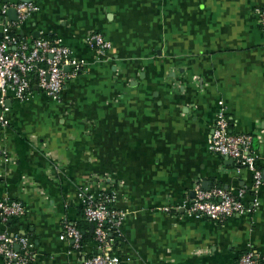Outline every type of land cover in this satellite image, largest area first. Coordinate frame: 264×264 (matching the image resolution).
Returning <instances> with one entry per match:
<instances>
[{"label":"crops","instance_id":"1","mask_svg":"<svg viewBox=\"0 0 264 264\" xmlns=\"http://www.w3.org/2000/svg\"><path fill=\"white\" fill-rule=\"evenodd\" d=\"M15 2L0 0V41L3 29L49 36L81 63L58 99L35 80L23 98L9 93L0 125V201L26 208L0 230L29 238V264H85L95 240L74 249L62 221H82L83 196L108 194L125 213L110 245L119 264H235L249 249L264 264V184L208 149L222 100L264 170V0H34L22 21L3 11ZM93 31L108 50L85 43ZM214 186L243 190L250 211L188 214L194 189Z\"/></svg>","mask_w":264,"mask_h":264},{"label":"built area","instance_id":"2","mask_svg":"<svg viewBox=\"0 0 264 264\" xmlns=\"http://www.w3.org/2000/svg\"><path fill=\"white\" fill-rule=\"evenodd\" d=\"M13 7L19 21L37 9L34 0L17 2L4 6ZM258 23L264 34V9L258 14ZM85 43L100 52L111 47V42L100 33L89 32L84 37ZM81 63L74 59L71 50L59 39L37 37L32 40L20 39L3 29L0 41V125L6 126L8 120L4 112L8 110L9 93L23 98L30 90L33 80L49 97L58 99L65 80L77 75ZM218 108L208 137V149L220 156L231 158L238 167L246 166L252 171L253 188L264 184V170L256 166V153L253 149V135L233 132L222 100ZM243 190L233 193L223 187L208 189L196 187L191 199L183 207L186 212L196 217H207L218 223L232 215L246 214L250 209L243 204ZM115 197L103 195L82 198L83 216L93 226L94 240L99 248L97 253L87 255L85 264H119L120 258L110 252L112 234H117L122 226L125 213L114 207ZM26 212L25 206L15 200L0 201V220L7 222ZM61 240L70 241L74 249H80L82 232L77 222L63 220ZM0 257L5 264H29L33 258L32 244L26 235L9 234L0 230ZM237 264H260V258L252 250H247L237 260Z\"/></svg>","mask_w":264,"mask_h":264},{"label":"trees","instance_id":"3","mask_svg":"<svg viewBox=\"0 0 264 264\" xmlns=\"http://www.w3.org/2000/svg\"><path fill=\"white\" fill-rule=\"evenodd\" d=\"M43 37H49V36H43ZM49 38H51V37H49ZM82 215H83V208H82ZM16 218H12V220L16 219ZM89 225L90 224L85 220L84 216L82 218V221L77 222V226L82 232V239H81V245L82 246L84 243H86L88 237L90 238V240H91V238L94 239L93 232H92V235L89 236ZM113 236H114V234L111 235V237H113ZM82 246L80 247V249L82 248ZM95 253H97V251ZM89 255H91V254H89ZM260 263L263 264V262H261V261H260ZM235 264H237V261Z\"/></svg>","mask_w":264,"mask_h":264},{"label":"water","instance_id":"4","mask_svg":"<svg viewBox=\"0 0 264 264\" xmlns=\"http://www.w3.org/2000/svg\"><path fill=\"white\" fill-rule=\"evenodd\" d=\"M21 1H24V2H28V1H31V0H21ZM8 12L10 13H12V15H13V19L14 20H16L17 19V16H16V11H15V9L12 7V8H9L8 9ZM228 159V161H229V163L231 164L232 163V159L231 158H227ZM205 189H208L207 187H205ZM91 226V228H92V230H93V226L92 225H90Z\"/></svg>","mask_w":264,"mask_h":264}]
</instances>
